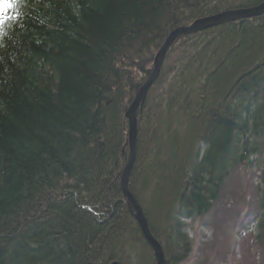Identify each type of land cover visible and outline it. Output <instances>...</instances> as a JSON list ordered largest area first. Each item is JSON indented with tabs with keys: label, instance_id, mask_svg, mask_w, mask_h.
<instances>
[{
	"label": "trees",
	"instance_id": "obj_1",
	"mask_svg": "<svg viewBox=\"0 0 264 264\" xmlns=\"http://www.w3.org/2000/svg\"><path fill=\"white\" fill-rule=\"evenodd\" d=\"M263 1L19 0L0 31V264H155L122 205L125 113L174 30ZM136 123L127 188L165 264L240 168L264 252V14L177 38Z\"/></svg>",
	"mask_w": 264,
	"mask_h": 264
},
{
	"label": "rangeland",
	"instance_id": "obj_2",
	"mask_svg": "<svg viewBox=\"0 0 264 264\" xmlns=\"http://www.w3.org/2000/svg\"><path fill=\"white\" fill-rule=\"evenodd\" d=\"M154 82L149 89L153 87ZM141 105L137 108L136 115ZM257 175L258 171L255 167L237 169L227 179L222 192L209 212L201 219L194 217L185 221V231L192 245L189 257L182 264H264V252L256 248L251 233L244 229L246 227L239 232L235 228L237 220L247 211L252 212L254 208L256 209ZM110 200L115 203L114 205L121 207L122 198H110ZM124 204L132 208L126 198L122 205ZM138 207L140 208L139 205ZM132 213L134 214L133 210ZM248 219H251L250 213ZM127 252L131 256V251L126 249L125 253ZM134 262V264H143V262H136L135 259ZM114 263L117 262L110 264Z\"/></svg>",
	"mask_w": 264,
	"mask_h": 264
},
{
	"label": "water",
	"instance_id": "obj_3",
	"mask_svg": "<svg viewBox=\"0 0 264 264\" xmlns=\"http://www.w3.org/2000/svg\"><path fill=\"white\" fill-rule=\"evenodd\" d=\"M264 14V3L257 5L250 9H241V10H230L218 13L213 16L200 18L193 21L190 25L177 28L174 30L168 38L165 40L163 45L160 47L158 52L155 55L153 62V69L150 77L146 81V83L138 90L135 95L132 103L125 113V117L128 121V158L125 164V167L122 171L121 179H120V188L124 198L130 203L133 209V217L134 220L143 236L144 240L152 250L155 264H165V259L162 253V250L159 244L150 236L145 218L138 207L137 203L134 199H132V195L128 191V178L132 167L135 163V140H136V111L137 108L143 103L145 95L154 82L156 77L159 74V71L162 66V61L164 56L166 55L169 47L173 44V42L182 35H189L199 33L200 31H204L219 25H224L233 21H238L242 19H250L254 17H258ZM117 264V263H114Z\"/></svg>",
	"mask_w": 264,
	"mask_h": 264
},
{
	"label": "snow or ice",
	"instance_id": "obj_4",
	"mask_svg": "<svg viewBox=\"0 0 264 264\" xmlns=\"http://www.w3.org/2000/svg\"><path fill=\"white\" fill-rule=\"evenodd\" d=\"M19 3V0H0V31H3L4 25L8 21H14L16 16L10 15L12 9H14Z\"/></svg>",
	"mask_w": 264,
	"mask_h": 264
},
{
	"label": "bare ground",
	"instance_id": "obj_5",
	"mask_svg": "<svg viewBox=\"0 0 264 264\" xmlns=\"http://www.w3.org/2000/svg\"><path fill=\"white\" fill-rule=\"evenodd\" d=\"M262 3H264V1H263ZM262 3H260V4H262ZM260 4H259V5H260ZM200 32H202V31H200Z\"/></svg>",
	"mask_w": 264,
	"mask_h": 264
}]
</instances>
